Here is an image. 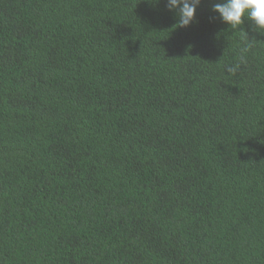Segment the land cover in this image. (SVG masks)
Instances as JSON below:
<instances>
[{"label": "trees", "instance_id": "16d2710c", "mask_svg": "<svg viewBox=\"0 0 264 264\" xmlns=\"http://www.w3.org/2000/svg\"><path fill=\"white\" fill-rule=\"evenodd\" d=\"M215 2L0 0V264H264V34Z\"/></svg>", "mask_w": 264, "mask_h": 264}, {"label": "clouds", "instance_id": "9594fccd", "mask_svg": "<svg viewBox=\"0 0 264 264\" xmlns=\"http://www.w3.org/2000/svg\"><path fill=\"white\" fill-rule=\"evenodd\" d=\"M159 2L160 0H157V3ZM164 2L168 11L177 12V27L187 28L195 21L196 10L202 0H164ZM211 11L232 29H238L247 20L251 22L257 33L264 34V0H216L212 4ZM246 41L239 61L224 66L226 74L230 76L237 75L241 66L246 63L244 54L251 48L255 40H250L246 36Z\"/></svg>", "mask_w": 264, "mask_h": 264}]
</instances>
